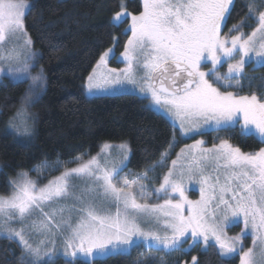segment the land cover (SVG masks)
Returning <instances> with one entry per match:
<instances>
[{
	"label": "snow or ice",
	"instance_id": "1",
	"mask_svg": "<svg viewBox=\"0 0 264 264\" xmlns=\"http://www.w3.org/2000/svg\"><path fill=\"white\" fill-rule=\"evenodd\" d=\"M233 6L234 0H142V10L132 15L121 0V11L109 25L119 30L127 23L121 32L127 36L123 51L116 55L120 39L111 36L83 90L90 98L142 95L150 110L170 124L173 140L157 164L131 178L121 176L130 156L122 142L105 143L87 160L38 165V174L60 172L45 184L28 172L8 180L0 195V231L22 245V264H55L57 257L67 264H78L79 258L95 264L137 248L187 254L200 246L204 251L216 247L226 264L231 258L264 264V148L243 153L228 139L217 137L219 143L211 147L196 139L176 153L158 187L144 183L157 167L167 166L177 134L193 139L239 126L242 136L264 143V97L241 94L257 79L246 75V66L264 67V10L250 33L242 31L247 26L242 21L225 34ZM28 7L26 0H0V46L12 45L7 56H0L8 65L0 75L14 81L28 76L33 85L8 120L9 130L24 137L32 131L27 106L41 91L37 82L44 81L43 70L35 76L30 72L36 54L25 31ZM255 13L249 5L246 20ZM110 61L125 66L109 67ZM112 149L119 163L109 160ZM186 180L199 184L200 199L185 195ZM240 225L238 235H226V229ZM37 234L40 239L33 240ZM249 236L252 246L246 247ZM160 264H166L163 258ZM192 264H198L196 257Z\"/></svg>",
	"mask_w": 264,
	"mask_h": 264
},
{
	"label": "trees",
	"instance_id": "2",
	"mask_svg": "<svg viewBox=\"0 0 264 264\" xmlns=\"http://www.w3.org/2000/svg\"><path fill=\"white\" fill-rule=\"evenodd\" d=\"M24 24L38 51L37 63L44 70L47 86L31 104L33 130L31 142L14 138L8 130V120L17 111L27 90L26 81L5 79L0 84V189L6 191L7 181L22 171H30L43 162H66L78 156L96 153L104 141H128L131 156L127 170L141 173L157 164L161 154L173 140L168 122L159 118L147 100L138 95L88 97L83 85L91 72L98 52L111 46V36L120 39L117 52L123 51L127 36L120 29L110 27L109 21L121 0H30ZM132 13L142 10V0H122ZM261 0H235L227 26L247 17L249 5ZM257 8L261 10L260 6ZM130 35V33H129ZM264 69L253 68L251 72ZM257 77V76H256ZM257 79H255L256 81ZM262 87L253 84L248 92L260 93ZM247 92V90H244ZM228 132L231 142L244 151H254L264 143L254 136L244 137L239 127ZM173 153L186 142L177 134ZM159 167H157V170ZM21 248L17 241L0 237V264H22ZM226 264L217 248L207 251L200 246L187 254L165 253L137 248L127 256L96 260L95 264ZM151 258H155L154 260ZM55 264H67L66 258L55 259ZM78 264H87L78 259ZM228 264H239L231 258Z\"/></svg>",
	"mask_w": 264,
	"mask_h": 264
},
{
	"label": "rangeland",
	"instance_id": "3",
	"mask_svg": "<svg viewBox=\"0 0 264 264\" xmlns=\"http://www.w3.org/2000/svg\"><path fill=\"white\" fill-rule=\"evenodd\" d=\"M234 1H235V0H234ZM26 3L29 5V7L25 10V11H26V14H27V12L29 11V9H30V7H31V1H30V0H26ZM260 4H261V2H260V3L258 2V4L254 3L253 6L256 8V13L253 15V17H252L251 19L246 20V18H244V19L240 20L239 22L235 23V24H239V23H241L242 21H245V23L247 24V26H245V27L242 28V31H243V32H245V33H250V32L253 30V28L255 27V16L258 15V11H259V9L257 8V6L259 7ZM124 10L127 11L128 13L132 14V15H138V14H139V13H136V14H135V13H132V12H130V11H129L128 9H126V8H125ZM261 10H264V9H261ZM25 16H26V15H25ZM235 24H232V25H230V26H226V27L223 29V32H224L225 34H227L228 29L231 28V27H232L233 25H235ZM25 31H26V33H27V37L30 38V36H29V34H28L26 28H25ZM30 39H31V38H30ZM31 41H32V39H31ZM11 47H12L11 44H7V45H4V46H0V56H7V55H8V51L11 49ZM31 50H32V52H34L36 55H35L34 60H33V66L30 67V72H31V75H32V76H35V75L40 74V73H41V70H43V68H42L41 66H39L38 63H37V59H38L39 53H38V51L35 49V47L33 46V43L31 44ZM120 53H121V52H117V51H116V55H117V56H119ZM7 66H8L7 63H6L4 60H0V68H7ZM124 66H125V65H124L123 63H117V62H115V61H110V62H109V67H113V68L121 69V68H123ZM253 68L255 69V68H260V67H255L253 64L250 63V64H248V65L246 66V68H245V73H246V75H247L248 77H250V78H257L256 81H255V80H252V81H251V84H252V85L255 84V85H257L258 87H262L263 90H262L260 93H262L263 96H261V95L258 94L257 92H253V93L257 94L258 97H264V79H260V78H264V69H260V70L255 71V72H251ZM204 70H207V69H204ZM226 70H227V65H226V64H225L223 67H221V68L219 69V71H220L221 73L226 72ZM142 74H143V73L141 72L140 75H142ZM256 76H257V77H256ZM43 77H44L43 84L41 85V82H37V84L35 85L36 88H41V91H40V93H39V95H38L37 97H34V98H33V101H34L35 99H37V98H38V97L44 92V90L46 89L47 81H46V75H45V73H44V70H43ZM6 78L9 79V80L12 81V82L26 81V82H27V90H26L24 96L27 95V94L32 90V88H33L32 81H31L30 77H28V76H24V77H22L20 80L14 81V80L12 79V77H6V74H4V75H0V84H1ZM244 83H245V84H248L249 81H245ZM248 88H250V87H245L244 90H247V92H245V91L243 90V91L241 92V94H243V95L252 94V93L248 92ZM137 95H138V94H137ZM138 96L142 97V95H138ZM33 101H32V102H33ZM147 103L149 104V106H151L148 100H147ZM31 104H32V103H31ZM30 106H31V105H29V106H27V107H28V114H29V117H30V123H31V125H32V131H31V134H30L29 136H27V137L20 136V135L14 134V133H13L12 131H10L9 128H8V130H9L11 133H13V135H14L18 140H21V141H24V142H27V143H28V142H31V139H32V137H33V132H35V126H34V130H33V123H32V121H33V117H34V116H33V112H32V110H31V107H30ZM151 107H152V106H151ZM238 127H239V126H238ZM231 134H232V133H230V132H228V131H226V132H223V131H222V132H209V133L205 134V135L202 136V137H201V136H196V137H194L193 139H187L188 142L184 143V144H183V145L177 150V152L173 153V150H172V152H171V154H170V156H169V158H168V161H167V166H166V167H163V168H160V167H159L158 170H157V168H156L155 172H151V173H149V179H148V180H145L144 183H145V184H149L151 187H158V186H159V183L162 182V177H163V175L166 174V172L168 171V168L171 167V160L176 158V153H178V152L180 151V149L183 148L185 145H188V144H192V143H194V140H196V139H203L204 141H206V145H205V146H206V147H211L212 144H213V142H215V143H219V140L217 139V137H220V138H223V139H228V140H229V143H231L232 145H234V146H236V147H239V146L235 145L233 142H231L230 139L228 138V136L231 135ZM175 139H176V141H177V138H175ZM122 142L127 143V144L129 145V142H128V141H117V142H114V141H104V142L102 143L101 148L99 149L98 152L93 153V154H90V155H87V156H78V157H83L84 160H87V159L90 158L91 156H96L98 153H100V152H101V149H102V147H103V145H104L105 143H110V144H113V145H118V144H120V143H122ZM129 147H130V145H129ZM239 148H240V147H239ZM261 148H264V145H262ZM259 149H260V148H259ZM259 149H256V150H254V151H244L243 149L240 148V150H241L243 153H254V152L258 151ZM131 152H132V151H131V147H130V156H131ZM130 156H129V159H130ZM75 159H76V158H75ZM75 159H73V160H75ZM119 159H120L119 153H118L115 149H112V150H111V153H110V156H109V160L112 161V162L119 163ZM129 159L125 162L126 166H122V167H123V170H122V172H121V176L129 175V174H131V175H135V174H141V173H143V172H141V173H133V172H131V171H128V170H127V165H128ZM73 160H69V161H66V162H70V161H73ZM60 162H62V161H60ZM43 163H45V162H43ZM46 163H47L48 165H55V164H56V162H46ZM62 163H63V162H62ZM40 165H41V164H40ZM37 166H38V165H37ZM37 166H35V167H34L32 170H30V171H22V172H28L29 177H30L31 179H33V180H38V182H39L40 184H45V183H47L48 180H50V179H52L54 176H57V175L60 174L59 171H49V170H44V169L41 170V174H38V173L34 170ZM67 166H68V167H75L76 164H75V163H68ZM62 170H63V169H61V171H62ZM131 175H129V178H131ZM16 177H17V175L11 177L10 179H15ZM157 178H159V179H157ZM10 179H9V180H10ZM185 184H186V188H187V191L185 192V195H187L188 198H189L190 200H198V199H200V190H199L200 186H199V184L196 183L195 180H193V181H191V182H189V181L186 180V181H185ZM5 193H6V191L3 192V191H1V189H0V195H4ZM160 202H162V201H160ZM241 227H242V225H240V226H234V227H231V228H229V229H226V235L229 236V237H233V236L238 235V234L240 233V229H241ZM0 237H3V238H4L2 231H0ZM39 239H40V237H39L38 234H37L36 236L33 237V240H37V241H38ZM15 241H16V240H15ZM243 243L245 244L246 247H251V246H252V239H251V237L249 236V237L245 238L244 241H243ZM18 244H19V243H18ZM19 246H20V248H21L20 258L22 259V257L24 256V249H23L22 245L19 244ZM185 247H187V245H186ZM202 247H203V246H202ZM56 248H57V249H60V245H59V243H57ZM49 250H51V248H50ZM57 258H61V257H57ZM57 258H56V259H57ZM79 259L86 260V258H79ZM86 261H87V260H86Z\"/></svg>",
	"mask_w": 264,
	"mask_h": 264
}]
</instances>
